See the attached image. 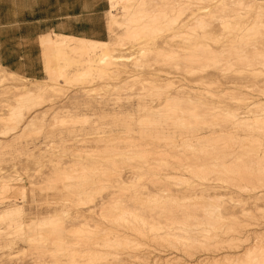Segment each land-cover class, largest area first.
Listing matches in <instances>:
<instances>
[{
	"label": "rangeland",
	"instance_id": "1",
	"mask_svg": "<svg viewBox=\"0 0 264 264\" xmlns=\"http://www.w3.org/2000/svg\"><path fill=\"white\" fill-rule=\"evenodd\" d=\"M141 1H142L141 3L142 5L137 6V8L142 10V14L143 12L145 14L147 11L148 12L146 14H149L151 12L152 7L153 8L157 7L156 9L158 10L160 8L159 10L160 13L165 10L164 12L167 11L166 13L169 16H171V14L172 16H174L173 14L175 11H177L178 13L182 9L183 12L182 11L181 12L183 14L180 12L181 14L179 17L180 18L179 20L181 21L180 26L182 27L175 30V33L177 31L179 32V30H181L179 32L180 34L183 33L182 30H184L185 32L187 29L185 27H189L191 24L190 21L194 19L192 18L191 13H190L191 8L193 9V7L190 8L189 6H195V4L193 3L194 4L193 5L192 3H190L191 5H189L190 0H186L187 2L185 0H176L177 2L175 3H173L175 0L173 1L172 0H158V1L157 0H141ZM196 1L197 0H194V2ZM204 1L205 0H202V1L200 0V3L198 1L196 2L200 4L201 7L204 6V8L203 7L200 8V11L205 12L206 14L204 15L208 16L207 17L208 21L204 19L205 18L204 16L203 19L206 22L204 21L203 23H208L209 20L213 17L214 13H218V11L220 12V10H222L221 9L222 5L225 6L224 8H227V9L229 8L237 9L241 7L242 8L240 9L241 12L246 10V12L249 11L248 12L249 14L247 13L248 16L250 14L253 16V17L249 16L250 19L254 18L255 17L254 15L258 13L257 11L259 10L257 9L263 8L264 10V7L262 6L264 5V2H263L264 0H241L242 2L240 0H236L238 2L240 1L239 3L236 2L235 0H224V1L206 0L205 3ZM225 2L228 4H226ZM183 3L184 4L187 3V6L185 5L187 8H184V10H183V6H184ZM174 4H176L175 6L177 7H174ZM217 4H218V7H217ZM259 4H261V7H258L260 6ZM214 6H216L217 8ZM106 7H107V10L105 11L106 27H105L104 33L101 34V37L95 38V37H88V36H83V35L82 36L77 35V36L97 39V40H107V41L113 38L115 43L113 46L114 49L112 50L111 53H113L114 57H117V58H113L114 59L113 61L115 62L114 65L112 64L113 63L112 61H111L112 63L111 62L107 63L109 61L107 62L105 61V64H104V62L99 61L101 57H99L98 54L99 55L102 54L101 51H99L93 62L94 67L91 70H88V69L83 70V71L88 70L86 72L81 71L83 74L85 73L87 74L89 72L88 74L90 75L85 74L83 76V74L80 73V76L78 75L75 76L73 74L77 71V69H79V68H76V66L74 65L75 63L78 62V59H81V58L79 57L77 53L69 51L68 57L64 59L61 58V56L59 55L58 56L60 58L57 57V55H54V58L52 59L53 61L52 71L54 75H52V77H55V76L56 77L54 79H51L53 81L51 82L50 80L51 75L45 70V67H44V56H43L42 49L39 44V39H38L39 37L34 38L32 41L30 40L23 41L22 39H20V37L22 36L21 35L22 29L19 31L18 29H6V28L0 29V57L3 58V60H0V65L4 67L5 70L12 71L18 74L20 77L22 76V78H24L26 82V85L28 86L34 85V83L36 82H40V83L46 82L47 84L51 85V87L49 85L47 86L48 90L44 93V95H42L40 99L38 98V99H29V100L27 99L26 100L25 98L21 97V95H23L22 94L23 90L14 88V86L9 82H2V83L0 82V119H1L0 120V264H72L70 262L71 259H69L68 257L72 255L73 251L72 250L69 251L70 248H68V245L69 247H73V248L77 247L76 248L77 251L73 252L74 255L76 254L75 255L76 259L74 261L76 262V264H106L104 261L105 259H102L104 257L106 258V260H108L107 263L110 264V262L114 260V258H112L114 256L116 257L118 256L117 258L120 259V262H118L117 260L115 264L116 263L117 264H153V260L163 261L166 259L165 257L168 258V257L175 256V255L177 257H181L183 259L182 261L184 262L194 263L208 256L210 257L213 255H217V257H220L228 253L234 254V253L244 250L245 247H250L251 243L253 244L255 243L258 237V236L256 237V235L262 234V235H259V237L264 235L263 234L264 233V216H263L264 215L263 213L264 212V200L263 199L258 200L255 203L253 199L248 198L246 191L244 192L239 189H236L234 192H228V191L224 192L223 191L220 194L221 198H219L220 200L219 202L221 203L224 202V205L228 206V209L230 207V209L227 211L228 213H232V212L234 213L235 217L233 218H235V220L237 221L238 223L237 225H239V228H240V225L242 228H244V229H241V234L239 235L240 240H238V244H239L238 247L235 246L234 244L228 243L231 236L234 235L233 232L222 236L221 238L222 242L221 241L218 243L215 242V244L212 242L210 244L209 243L207 244L205 242L203 244L195 243L194 245L193 244L182 245V246H179V251H178L176 248L174 247L172 248L171 246H168V244H164V242H162L163 240H161L160 238H157V237L153 238V236L144 237L139 234H132L133 231L131 229L128 230V231L131 230L130 237L134 235V238L136 237V240L137 241L139 240L141 244L130 247V248H121V247L118 248L116 244H112V245H116L117 247L111 245L112 248H110L111 246L109 244V247L108 246L100 247L104 250L99 249L100 245H95L96 243H94V241L102 237L98 235L99 233L97 234L96 232L98 231L99 228L102 229L104 227L106 228V226L108 227L112 226L114 229L117 228L119 230H124V229L126 230V228L119 226L118 222H115L114 220H113L114 222H111L112 219L110 221L107 218H106L107 220L104 218L105 212H106L105 214L110 212L108 215H112L113 213L109 211L111 207L110 208L108 207L109 205L112 206V204H108L106 205L107 207L105 206L104 209L103 208L101 209V207H103L104 205L102 203L103 201L104 203H108L110 199L114 200L116 198H121V199L123 198L122 201L124 203L122 204L124 206L126 204H129V206L126 205V207H136V205L138 207L140 206L142 207L141 203L139 202L135 203L136 201L135 199H133L134 195L141 194V196L143 197L144 195V198H145V197H148V195L146 194L151 193L152 191L156 193L158 192L161 195L165 196V198H167L166 196L168 193L167 189H170L172 187L173 188L172 192L174 189L175 190L178 189L176 187L177 185H175V183L179 181L175 177L177 174L183 175L185 179L190 178L193 181L202 182L200 181L198 177L195 178L194 175H192V173H189V171L188 172L182 171L183 172L182 173L178 171L177 169L179 168L178 164L180 163V162L178 163L177 160L184 159L182 158L183 156V153H181L182 150H177L178 148H182V145L184 144L182 143L183 140H181L182 142L180 141V138H181V135H189L188 134L189 132L182 133L181 131H176L173 133V135H168L165 132V130L162 131V128H161L162 123H160L161 125H159V123H151V124L148 123L147 125L146 123L147 121L145 122V119H144L145 117L142 116V114L143 115L145 114V111L142 110L143 109L142 107H148L150 103L155 105L158 102V99H159L158 96H161L160 98L163 97V94L161 95L160 93H162L164 91L163 89H166V88H163L162 86L164 87H167V86H165L164 84L161 85L159 83L163 82L164 79L165 81H167V79H170L168 76H171V75L173 77L171 79H175L176 81H178L179 79H182V74L186 70L184 67L188 69L190 68L189 66L188 67L185 66V64H187L188 62L191 63L193 60H195V57L198 58V54H203V52L202 53L201 51L197 52L198 50L196 51L195 49H193V51L197 52L196 53L197 56L194 54L195 52L193 54L189 53V55L186 54L187 56L190 57L189 59V57L187 58V56L184 54L183 49L179 48L183 45V43L185 44V42H183L185 40H187L186 41L187 43L190 42L191 45L192 43L193 45L195 43L198 44L197 39L201 36H197L195 38V35H194V37L192 38L190 37L191 39L188 37V39L182 40L181 39L182 37L180 36L179 37L177 36V38L170 36L172 31H167V33L165 34L166 36H164L163 38L157 39L158 42L156 41V43H153L152 42L153 39L150 40L149 38L151 37L147 35V37L149 36V38L147 37H142V38L145 41H148L150 43L145 42L144 40H142V38H140L138 40H142L145 43L142 42L143 43L142 45L140 43L135 44L136 42L133 39L134 36L132 38V35L130 36L128 35L127 32H125L127 30L126 26L125 27L124 25H122L123 27L120 26L122 17H124L123 14H125L120 4H118L116 7L113 8L110 0H106ZM176 8H178L179 10L178 9L176 10ZM194 8L196 9L197 6H195ZM205 8L206 9L208 8V10L204 11L203 9ZM156 9H155V12L157 11ZM171 9L172 10L175 9L174 12L170 11ZM209 9H212V10H209ZM214 10L216 11L214 12ZM198 11H199V7H198ZM112 12L114 15H116L115 18L117 17L116 18L117 21L119 20L118 24L115 23V25H113L114 27L113 32H111V30L109 29L110 24L112 23V17H113ZM158 12H156V14H158ZM221 12L220 14L222 15L223 11ZM177 13L175 15H177ZM208 13L210 16L207 15ZM189 15L191 16V18H189L190 17ZM216 15L220 16L218 13V14H215L214 17ZM242 15L243 16L245 15V11L244 13H242ZM263 17L264 16L262 15L261 19H264ZM213 18L211 20H213ZM215 18L213 20L215 21L214 23L216 24L214 28L215 31L214 29L208 30L207 32L208 34L206 33V36L204 35L205 37L203 38L201 37L204 41H202L201 39L199 43L201 41H202L201 43L206 41L204 44L211 43V46L209 44L208 45L210 46V48H213V50L215 49V51H212V54L211 52L210 53L205 52L204 54L207 53L208 54L206 55L207 57L209 56V54H211L212 57L216 55L217 63L220 62L221 64H225L223 66H225V68L227 69L223 71L227 72L228 75H226L227 77L226 76L222 77L219 74L218 76L219 78L217 76L208 78L206 80V82L208 83H205V85H203L202 87L212 92H217L220 95H222V98L220 97L219 94H218L219 97H214L216 101L220 99L223 100V101L221 100V103H219L218 101L215 104L223 103V104H226L227 107L229 106L230 108L231 107L233 108L235 106L238 107V104L243 103L244 101H247V100L249 101L250 98H247V97H251L252 99H257V100L260 99L262 100L260 102H264V95H262V93L257 90V88L264 89L262 88L264 87V81H262V76L256 75L258 76L257 79L253 77L244 78L243 75L241 74L242 73L241 71H243L244 69L242 67L244 65L242 64L245 63V62L242 63L243 62L242 57L244 55H248V53L254 54L253 50L250 48V52L247 51V54H245L246 51L240 52L238 50L236 51L232 49L230 47L231 45H229L232 43L234 44L233 46L247 47L244 43H239V39L238 40L236 39L238 43L236 41H234L235 43L232 41L227 42L229 43L228 45H226L229 50L227 53L224 47L222 48V51H221L220 45L224 44L223 42L226 38L224 37V35H222L223 32L221 31L222 28L220 27V22L219 21L216 22L217 17ZM161 20L162 19H159L162 25L165 24V22ZM211 20L210 22H212ZM123 21H125V19ZM193 23L197 24L195 22V19L193 20ZM193 23L192 25L194 26L195 24ZM211 25H213V23ZM263 27L264 26H261L260 28H258L260 29L259 31L262 33H264V31H262ZM30 30L32 31L33 29H30ZM252 30L250 31L251 34L252 33L255 34V32H257L256 28ZM47 32H53V31H47ZM68 33H70L69 29H68ZM167 34H170V35L168 36ZM259 34L257 35V37L259 36ZM172 38L177 43L181 40L180 42L182 43V45L180 42H179L180 44L179 43L176 44V42H173ZM194 38H195V41H194ZM259 38L264 41L263 34L262 36H259ZM166 39L169 42L174 43V44L172 43L173 47L172 46L171 47L175 49L177 53L176 52L172 53L169 51L170 44L169 42H167ZM244 39L245 38L241 39L240 41H244ZM251 39L248 38V40H251ZM191 40H193V42H191ZM222 40L223 42L219 43V41H222ZM215 41L217 45H215L214 43ZM146 43L148 44L145 45ZM236 43L238 45H235ZM165 44L166 45L169 44V45L163 46ZM186 44L185 46H189V44L188 45ZM241 44H243V46H241ZM149 45L150 46L156 45V46L150 47ZM191 45L189 46L190 48H191ZM158 46L163 47V48L159 49ZM156 47H158V49H156ZM192 47L194 48L197 46H192ZM165 48L166 50L168 49L169 51L168 53L171 58L169 57L167 51L166 50H165L166 52L164 51ZM178 48L182 52H180ZM143 49L145 51H143ZM216 49H217V53L215 54ZM163 51L164 53H161ZM189 51L191 52V49ZM178 52L180 53V55H178ZM222 53L224 56L222 55ZM140 54L146 56L147 60L144 58V56L143 58H141L142 55ZM182 54L185 55L184 56V58L186 59V60L184 59L185 61H183ZM204 54L202 56H205ZM251 54L248 55L249 58L253 56ZM20 55H23V56L27 55V57L24 60H18L17 58L12 59V57H18ZM190 55L192 56L194 55L193 56L194 59ZM138 56H139V59L137 58ZM238 57H240L241 60L240 58L238 59ZM72 58L74 59L77 58V59L75 61ZM215 59L210 58V60L208 61L207 58L206 59L202 58L201 60H203V62L202 61L201 62L203 63V65H206V64L208 65V63L212 64L214 62L213 60ZM244 59L245 58L243 57V60ZM137 60H141V62L139 63V61L137 62ZM189 60H192V61H189ZM218 60L220 61L218 62ZM96 61L99 64V66H96L95 64ZM134 61L135 63L136 62L137 63L134 64ZM147 61L150 63L151 65V66L149 65L150 67H146L149 64ZM244 61H246V59ZM146 62L148 64L144 65L146 64ZM183 62L185 63L183 64ZM226 62H229L230 65H228L229 63L226 64ZM116 63H118V65H116ZM172 63L175 65L174 67ZM202 63L199 62L197 64V61L196 60L194 61V64L195 65L197 64V66ZM232 63L234 64V67L232 65V68H230L229 70V67H231ZM138 64L139 66H137ZM140 64L144 66L142 67L140 66ZM180 64L182 66L184 65L182 67L184 70L182 69L180 70L179 68ZM60 65H63L64 67L65 66L66 67L60 68L59 67ZM67 66H74V67H67ZM85 66L84 67L80 66V67L81 69L87 68V66L86 67ZM238 66L242 68H239ZM103 67H105L106 69ZM96 68H97V71H96ZM98 68H99V71H98ZM209 68L211 69V67ZM111 69H113L116 72L117 71H120V72L116 73ZM165 70L168 71V73L170 72L172 74L171 75L170 73L168 74ZM57 71L58 72L68 71V72H71L72 74L70 73L69 75L59 76ZM180 71H182L181 75H179L181 73ZM184 73H185V76L187 75L188 77L191 76L189 75L190 73L186 74V71ZM89 76H91L92 78ZM56 78L58 79L56 81L57 83L55 82ZM155 78H157L156 81H155ZM159 78L161 79V82L159 81L158 83V80H160ZM26 79L28 80L26 81ZM88 80L91 83L90 82L88 83L87 82ZM192 80H193V77H192ZM193 81L189 83L190 86L197 87V85L194 83L195 81L194 82ZM85 83H87L88 85ZM80 85H83V86L81 87ZM86 88L87 90L88 88L92 89L91 93H89L90 91H86ZM82 89L83 90L85 89L84 91H86L88 94H86L85 92L81 93L83 91ZM158 89H160V91L162 92H160ZM146 90L147 91L149 90L148 94ZM74 92L76 93V95ZM78 92H80L81 94H79ZM149 94H152V95H149ZM233 94L238 99L236 98L233 99V97L231 96ZM226 95L228 98L226 97ZM139 97H141V99ZM151 99L155 101L152 102ZM227 102L228 103L230 102V104H228ZM231 104L232 105L236 104V105L232 106ZM18 105L20 107H18ZM19 108L23 113V116L21 118H23L24 120L22 119L20 122H18L19 124L18 125L16 118L19 117L17 114ZM197 110L199 112L202 111L201 109H197ZM12 113H13V116L11 117ZM204 113L205 112H202L199 114V115L203 114L204 117L203 116L200 118L198 117V120L200 119V121H202V119L205 118L206 121H208V119L210 121V118H208V114L207 113L204 114ZM74 115H77V116H74ZM86 116H88V118H86ZM212 116L213 115H210V117ZM84 117L86 119H82ZM139 117H141V119L143 117V120H144L143 124L142 122H139V119H140ZM162 118L160 117L159 119H162ZM220 118L222 117L220 116ZM87 119H89L88 122H87ZM213 119H214V116L211 118V120ZM7 120H8V123H6ZM75 120H78V121H75ZM83 120H86V121H83ZM29 121L32 122V124ZM26 122H28V124L30 123L29 124L30 126ZM16 125H18L16 129L14 128V130H12V128L15 127ZM156 125L157 127L158 126L159 127L157 128ZM174 126H176V124H173V127ZM148 127L149 129L151 128L150 131ZM155 127L157 129H155ZM127 129L128 130L130 129V131L128 132ZM112 131H113V134H112ZM122 132H125V133H122ZM97 134H99L100 137ZM125 134L126 136H129V137H131V134H132L135 137V139L134 138L132 139L135 140V142H137L133 144V147H129V150H128L129 152L125 150V148L128 146V142H132V140L130 138V141H127L129 140V138L127 137L126 139ZM91 135L92 136L96 135L98 136V138L104 137L105 140L104 138H102V140L104 141L101 142L96 136L92 137ZM105 136L107 137L110 136V137L107 138ZM122 136H124V138L126 139L125 141H124V138H121ZM171 138L177 139V143L179 142V144L181 143L182 144L180 146L178 145L177 147H173V148L171 145L170 146L168 145V147L170 148L165 147L167 146L165 142H170ZM106 139L107 140L109 139V141H107ZM106 143H107V146L105 145ZM132 143L130 144V146H132ZM135 145L136 146L138 145V146L136 147ZM124 146L125 148L122 149V147ZM118 147H120V149ZM164 147L166 148L168 153L167 151L163 150L165 149ZM131 148H132V151L130 150ZM163 151H165V153ZM155 152L158 154H156ZM155 157L157 158L159 157L160 160L159 161L153 160V159H157ZM163 159H166L165 162L167 161L169 162L165 163ZM137 160L139 162H137ZM144 160H148L149 163L146 164L147 161L145 162ZM156 161L159 163H157ZM160 161L164 164H161ZM150 162L152 164H150ZM137 163L138 164L143 163L144 165L142 164L141 166L138 167ZM119 172L121 173L120 174L121 176L119 175ZM106 177L111 180H108ZM160 177L162 178L165 177L164 178L165 180L168 179L167 180L168 182H166L168 186H166L167 184L164 183L165 180L164 179L162 180V178ZM94 179L95 181H93ZM96 179H98L99 181H97ZM154 182L155 184H153ZM160 182L162 183V187L160 186L161 185ZM214 182H217V181H214ZM243 182L249 183L250 181L248 182L243 181ZM253 182H255L254 184H256L257 180L251 181V184ZM185 183L187 182L184 181L183 184L181 183V185H183L182 188H184ZM163 184H165L166 186L165 188L167 189L164 188ZM179 187L181 186L179 185ZM166 190H167V193H166ZM139 191H141V193ZM175 192L176 191H174L173 193L176 194ZM160 194L158 196H160ZM118 195H121V197ZM178 195H180V197ZM176 196L174 197L177 198L179 202H177L178 200H175V198L171 200L169 197L167 198V200L170 199L169 202L164 199L166 201V203L164 202L165 203L164 206L167 205L166 208L168 206H170V208L174 206L172 209L185 207L187 205L189 206L190 204L189 201L183 198L184 193H182V195L181 193H179ZM181 196H182V200H184L183 202H180L182 201L180 200ZM173 200L175 201L173 202ZM178 203H180V205H178ZM184 203H186L185 206H184ZM9 205L22 206V212L13 211V213H7L8 208H11V207H8ZM159 205L158 207H160ZM161 205H162L161 207L164 208L163 204ZM164 212L167 213V216L173 215V214L170 215L169 211L168 212L160 211L158 213L161 216L166 217L164 216L165 215ZM142 213H143L142 216L144 217L147 214L150 215L149 211H145V212L141 211V214ZM102 214L103 216L101 217L100 215ZM114 214L116 215V213ZM175 214L176 213H174V215ZM76 215L77 216L79 215V216L77 217ZM176 215L178 216L179 214H176ZM17 220L22 221V222L27 221V223H30V227L26 228L24 226V223L22 225H19V227L16 226ZM166 221L168 220L166 219ZM84 223L90 224L91 226L90 228L94 230L92 231L93 233H89L87 231L88 228L84 227L83 225ZM258 223H261V224H258ZM82 226L84 228H82L80 231L79 227L81 228ZM83 229H85L87 233L85 230H84V233H82ZM255 231L257 234H254ZM98 232H100V234L102 235V233L104 232V229ZM84 234L87 236H85ZM237 234L238 233L236 232L235 235ZM78 238L80 242H77L73 246H71V244L69 243L70 239H75L77 241ZM87 238H88V241H89V238L93 239L94 240V241L92 240L93 243L90 242L91 240L89 242L86 241ZM81 239H83L82 240L83 244L81 246L80 245L78 246L77 244L82 242ZM84 240L86 241V243ZM230 245H232V247ZM83 246L84 247L88 246L86 248L91 249V251L92 250L93 251L91 252L88 249L85 250ZM93 246L95 249L98 248L100 251L98 253L97 251H94L95 249L93 248ZM115 247H116V250H115ZM117 248L119 249V252L122 254L118 252ZM122 249H123L124 254L122 252ZM84 250L86 252L90 251V253L89 252L86 253ZM113 251H116V252H113ZM117 252L118 254H114ZM95 256H99L100 258L95 259ZM125 258H128V260H125ZM149 258H150V261H148ZM153 258H156V259H153ZM121 259H123V262ZM210 261L211 259L209 260V262L208 260L207 261L205 260L204 262H199V264H213L212 261L211 262ZM220 264H227V262L221 261Z\"/></svg>",
	"mask_w": 264,
	"mask_h": 264
},
{
	"label": "bare ground",
	"instance_id": "2",
	"mask_svg": "<svg viewBox=\"0 0 264 264\" xmlns=\"http://www.w3.org/2000/svg\"><path fill=\"white\" fill-rule=\"evenodd\" d=\"M197 1L200 3V0H197ZM205 1H204V3H205ZM209 1H211V0H209ZM222 1H224V0H222ZM110 2H111V5H112L113 8L116 7L118 4H120L121 8H123V10L125 12V14H123V15H124L125 18L122 17V21L124 19H125V21H123V22L121 21L120 22V26H122V25H124V27L126 26L127 30L125 32H127L128 35H130V36L132 35V38L134 36L133 39L136 42L135 44L140 43L141 45L143 44L142 42L145 41L142 37H147V35H149L151 38H149V36L147 38H149L150 40L153 39L152 42L156 43L157 39L163 38L164 36H166L165 34L167 33V31H172V33L170 32L171 35L167 34L168 36L170 35V36H173L175 38H177V36L178 37L180 36V37H182L181 38L182 40L188 39V37L192 38V37H194V35H195V38L197 36H201L203 38V37L206 36V33L208 32V30L215 28L216 24L214 23L215 21H213V20H214L215 17H217V21L216 22H218V21L220 22V27L222 28V30L221 29L220 30L223 32V34L222 33L221 34L224 35V37L226 38L225 39L226 41L224 40V42H223V40L219 41V43L220 42L224 43L223 45L222 44L220 45L221 46V51H222V48L224 47L226 49V53H227L229 51L227 46H226V45L229 44L227 42L228 41L229 42H231V41L234 42V41H236V39L237 40L239 39V43H244L247 47H244L243 44H241V46H243V47L233 46L234 44L232 43V44H229V45H231L230 47L232 49H234L236 51L238 50L240 52L241 51H246L245 54H247V51L250 52V48H251L253 50V53H254V54L248 53V55H250V54L253 55V56H251V58H249L248 55H244V56L242 55L246 59V61H244L245 59L243 60V57H242V61H243L242 63H244V62L245 63L242 64V65H244V66H242L244 69H243V71H241L242 72L241 74L243 75L244 78H252L253 77V78H256V79L258 77L256 75H259V76H262V81H264V41L259 38V36H262V34L264 35V33L260 32L259 31L260 29H258L261 26H264V19H261L262 15L264 16L263 8L257 9V10H259V11H257L258 13L255 14V15L253 14L255 17L250 19L249 16H252V15L250 14L248 16V14H249L248 12L249 11L246 12V10H244L245 11V15L243 16L242 13H244V11L243 12L240 11V9H242L241 7L237 8V9L236 8L227 9V8H224L225 6L222 5V8H221L222 10H220V12L223 11L222 15L218 11L220 16L216 15L214 17V15L218 14V13H214L213 14V12H212L214 18L212 17L213 20H211L212 18L210 19L212 22H210V20H209V22L211 24L213 23V25H211L209 22L208 23H203L205 21L204 19H206V21H208L207 20L208 16L204 15L206 13L203 12V11H200V8H202V7L204 8V6L201 7L200 4L194 2V0H190L189 1V5H191L190 3H192V4L194 3L195 6H197L196 9L194 8L195 6H189L190 8L193 7V9L191 8V12L190 13H191L192 18L195 19V22L197 24L193 23L194 19L193 20L191 19L192 20V21H190L191 24L189 23L190 26L188 24L189 27H185V28H187L186 31L184 32V30H182L183 33L181 32L182 34H180L179 32L181 30H179V32L177 31L176 33H175V30H177V29L182 27V26H180L181 21L179 20L180 19L179 18L180 14L183 12L182 9L178 13H177V11H175L177 13V15H175L176 14L174 12L175 9L174 10L171 9L170 11L174 12V14H173L174 16H172V14H171V16H169L166 13L167 11L164 12L165 10L164 11L161 10L162 12L160 13V11H159L160 8L158 10V9H156L157 7H155V8L152 7L151 12L149 14H146L148 11L145 14H144V12L142 14V10L137 8V6L142 5L141 4L142 3L141 0H110ZM175 2H177V1L175 0L173 3H175ZM236 2H238V1H236ZM153 3H154V1H153ZM226 4H228V3H226ZM175 5L176 4H174V7H177ZM183 5H184L183 6V10H184V8H187L186 7L187 3H185V4L183 3ZM257 5H258V3H257ZM259 5L260 6H258V7H261V4H259ZM181 6H182V4H181ZM262 6L264 7V5H262ZM198 7H199V11L200 12L198 11ZM214 7H216V6H214ZM214 7H213V9H214ZM217 7H218V4H217ZM155 9L157 10L156 12L159 11L158 12V14L160 13L159 15L156 14ZM177 9L178 8H176V10ZM187 10H189V9H187ZM203 10L204 11L208 10V8L207 9L205 8ZM209 10H212V9H209ZM215 11L216 10H214V12ZM238 11H240V12H238ZM112 14H113V12H112ZM207 15H209V13ZM115 16L116 15L113 14L112 23L110 24V28L109 29L111 30V32L114 31L113 25H115V23L118 24V21H119V20L117 21V19H116L117 17L115 18ZM191 16L189 18H191ZM204 16H205V18H204ZM159 19H162L161 21H164L165 24L162 25V23L159 21ZM192 23L195 24V25L193 26ZM117 24H116V26H117ZM186 26H187V24H186ZM255 28L257 29L256 30L257 32H255V34H253V33L251 34L250 31L252 29H255ZM214 31H215V29H214ZM262 31H264V27L262 28ZM257 33L258 34L260 33L258 37H257V35H258ZM201 37H199L200 39L198 38L199 40L197 39L199 45L197 43H195V42L194 43L196 45L195 44L193 45V43L191 45L190 42H188V43L186 42L187 40L183 41V42H185V44L187 43L186 45H188V44H189V46L191 45V48H190L189 46H185L184 43H183V45H184L183 46L182 43L180 42L181 41L180 40L179 42L181 43L182 46L180 45L181 47H179V46L178 47L180 49L181 48L183 49V52H184L185 55L186 54L189 55V53L193 54L195 52V51H193V49H195L196 51L198 50L197 52L201 51V53L203 52V54L205 52H208V53L211 52V54H212V51H215V49L213 50V48H210L211 43H208L210 46L207 43L204 44L206 41L201 43L202 41H204ZM218 37H219V35H218ZM224 37H223V39H224ZM140 38H142V40H144V41L138 40ZM195 38H194V41H195ZM243 38H245L244 41H240ZM248 38H250V39L253 38V39L248 40ZM255 38L256 39L258 38L259 40L258 39L256 40ZM201 39H202V41L199 43V41ZM172 40H173V38H172ZM216 41H218V40H216ZM216 41L214 42L215 45H217ZM145 42H148V41H145ZM167 42H169V41L167 40ZM173 42H176V41L173 40ZM191 42H193V40H191ZM236 42L238 43V41H236ZM114 43H115V41L113 40V38H111V39H109L107 41V40H97V39L83 38V37H78V36H73V35H65V34H54V35L44 34V35L40 36V38H39V44H40V47L42 49V53H43V56H44V67H45V70L51 75L50 76V80L54 79L56 77V76L52 77V75H54V73L52 71V68H53L52 67L53 66L52 65V62H53L52 59L54 58V55H57V57L61 56V58L64 59V58L68 57V52L69 51L77 53L81 59H78V62L75 63V65L73 64L74 66H76V68H79L73 74L75 76H77V75L80 76V73L83 74L81 71H83L85 69L91 70L94 67V63L93 62H94V59H95V57H96V55L98 54L99 51H101V53H102V54H100L101 56L98 54V56L101 57L100 60H99L100 62H104V64H105V61L106 62L109 61L107 63H110L112 61L113 63L112 62L111 63L114 65L115 62L113 61L114 60L113 58H117V57H114L113 53H111L112 50L114 49V47H113ZM148 43H150V42H148ZM148 43H146L145 45H147ZM172 43L169 42L170 45L167 44L170 47L169 51L172 52V53H175V52L177 53V51H175V49L172 48L173 47ZM178 43L176 42V44H178ZM237 43L235 45H238ZM167 45L165 44L163 46H167ZM152 46H150V47H152ZM155 46H153V47H155ZM192 46H197V47L193 48ZM158 47H156V49H158ZM160 48H163V47H159V49ZM166 48H168V47H166ZM166 48L164 49V51L166 50ZM179 48H178V50L180 51ZM247 48H249V49H247ZM190 49H191V52L189 51ZM217 49H219V48H217ZM217 49H216L215 54L217 53ZM252 50H251V52H252ZM143 51H145V50L143 49ZM164 51L161 52V53H164ZM166 51H167V53L169 52L168 49ZM180 52H182V51H180ZM197 52H195L194 54L196 55ZM167 53H166V55H167ZM223 53H222V55H223ZM203 54H198V58L195 57V60L197 61V64L199 62L200 63L203 62V60H201L202 58H205V59L207 58L208 61L210 60V58H212V59L216 58V59L213 60L214 62L212 64L208 63V65L207 64L203 65V63H202V64H199L198 66H197V64L196 65L194 64L195 60H193V61L189 60V61H192V62L191 63L188 62L190 65L187 63V64H185V66H187V67L189 66L190 70L188 68L184 67L186 69L185 70L186 74L190 73L189 75H191V76L194 75L192 77H193V80L195 82L192 80L191 76H190L191 78L188 77V75L185 76V73H184L185 71L183 72V74H182V71H180L181 73L179 75L182 74V79H179L178 81H176L175 79H171V78H173L172 75H171L172 73L169 72L171 76H168V77L170 79H167V81H165V79L163 81V79H162V81L164 83L161 82L160 78H159L160 80H158V83H159V81L161 82L159 84H161V85L164 84L165 86H167V87L162 86L163 88H166V89H163L164 90L163 92L160 91L161 88L158 89L160 92H162L160 94L161 95L163 94V97L160 98L161 96H158L159 99H158L157 104H155V105L150 103L148 105V107H142L143 108L142 110L145 111V114L144 115L142 114V116L145 117L144 119H145V122L147 121L146 122L147 125H148V123L149 124H151V123H159V125H161L160 123H162V125H161L162 131L165 130V132L168 135H173V133L176 132V131H181L182 133L183 132H189L188 133L189 135H181L180 141L183 140V142L182 141L181 142L184 143L183 144L184 146L182 145V148H178V149L176 148L177 150H182L181 153H183V156H184V157L182 156V158H184V159L177 160L178 163L180 162L178 164L179 168H177V169L180 172H182V171H187L188 172L189 171V173H192V175H194L195 178L198 177L200 179V181H202V182H196V181L191 180L190 178L185 179L183 177V175H178L177 174L175 177L180 182L179 181H177V182L175 181L176 182L175 185H177L176 187L178 189L177 190H175V189L173 190V192L176 191L175 192L176 194H174L172 192V189H173L172 187L170 188L171 190L165 188L166 186H168V184L166 183V182H168L167 181L168 179L165 180L164 179L165 177L164 178L160 177V178H162V180L164 179L165 180L164 183L167 184L166 186H165V184H163L164 188L168 190V193H167V190H166L167 198L170 197V199L172 200V199L175 198L174 196H176L177 194L181 193V195H182V193H184L183 198H185V200L187 199L190 204H189V206L188 205L185 206L186 203H184L185 207H180V208L172 209L174 206L172 208H170V206H168L169 208L167 207L168 208L167 209L166 208L167 205L164 206V204L166 203L165 200H167V198H165V196L161 195L158 192H157L158 193L157 194L156 192H152V191H151V193L146 194V195H148V197H145V198H144V195H143V197L141 196V194H140L141 191H139L140 195H134L133 199H135V201H136L135 203H137V202L141 203L142 207L140 205H139L140 207H138L136 204H135L136 207H126V205L129 206V204H126L124 206L122 204V203H124L122 201L123 198L122 199L121 198H116L114 200L110 199V201L108 203H104V201L103 202L100 201V202H102L104 204L103 207H101V209L102 208L104 209V207L106 205H108V204H112V206H110V205L108 206L109 208L111 207V209H109V208L108 209L113 214L112 215H108L110 212L107 213V214H105L106 213L105 212L104 213V218L105 219L107 218L110 221L112 219L111 222H114V221L118 222V225L123 227V228H126V230L125 229L124 230H119L117 228H116L117 229L116 230L112 226L111 227L110 226L109 227L106 226V228L104 227L102 229L99 228L100 230L97 228L98 231H101V230L104 229V232L102 233V235L100 234V232L96 231L97 234L99 233L98 235H100L102 237L100 239H96L95 241L93 240L94 237H93V239L89 238V241L91 240L90 242H92V243L94 241V243H96L95 245H100L99 249H102V248H100L102 246H108L109 247V244H110V246L112 244H116L118 246V248L119 247H121V248H130V247L137 246V245L141 244V242H139V240L138 241L136 240V237L134 238V235L133 236L131 235L134 239L132 237H130V234H131L130 231L131 230L134 232V233L132 232V234H139V235L144 236V237L153 236V238L154 237L160 238L161 240H163L162 242H164V244H168V246H171L172 248L174 247L178 251H179V246H182V245H189V244L190 245L191 244L194 245L195 243L203 244L205 242L207 244L208 243L210 244L211 242L215 244V242H217V243L220 242V241L222 242V239H221L222 236H224L226 234H230L231 232H233L234 235L231 236V238L229 239L228 243L234 244L235 246L238 247L239 246L238 240H240L239 239L240 238L239 235L241 234V229H244V228H242L241 225H240V228H239V225H237L238 224L237 221L235 220V218H233V217H235L233 212L232 213H228L227 210H229L230 207L228 209V206H225L224 202H222V203L219 202L220 201L219 198H221L220 194L223 191L224 192H227V191L228 192H234L236 189H239V190L244 191V192L246 191V193L248 195V198L253 199L255 201V203L258 200H262V199L264 200V102H260V101H262L260 99L257 100V99H252L251 97H247V98H250V100L249 101L248 100L244 101L243 103H240V104L237 103L238 107L235 106L233 108L232 107L230 108L229 106L227 107L226 104H223V103L219 104V103H221L222 99L216 101L214 97H219L220 94L217 93V92H212V91H210L208 89H205L202 86L205 85V83H208V82H206V80L208 78H212L213 76H217L218 77L219 74L222 77L228 75L227 72L223 71V70H225L227 68H225V66H223L225 64H221L219 62L220 60H218L219 63H217L216 55L212 57L211 54H209V56L207 57L206 56V55H208L207 53L204 54L205 56H202ZM220 54H221V52H220ZM140 55H142V54H140ZM168 55H169V53H168ZM173 55H175V54H173ZM178 55H180L179 52H178ZM185 55H183V61L186 60L184 58ZM227 55H229V54H227ZM139 56L137 57L138 59H139ZM143 56L144 55H142L141 58H143ZM190 56L194 59V57H193L194 55L193 56L190 55ZM82 57H84V58H82ZM169 57H170V55H169ZM188 57L189 56H187V58ZM144 58L146 59L147 57L144 56ZM225 58H226V56H225ZM239 58L240 57H238V59ZM69 59H71V58H69ZM72 59H74V58H72ZM76 59H74V60L76 61ZM189 59H190V57H189ZM163 60H165V59H163ZM240 60H241V58H240ZM138 61H139V63L141 62V60H137V62ZM205 61H207V60H205ZM147 62H146V64H144V63L143 64L147 65L149 63V62L148 63ZM71 63H72V61H71ZM107 63H106V65H107ZM136 63L134 61V64H136ZM184 63L185 62H183V64ZM227 63H229V62H226V64ZM85 64H86L87 68H82L81 69L80 66L84 67ZM95 64H96V66H99L97 61H96ZM174 64H175V62H174ZM174 64H173V67L175 66ZM109 65H111V64H109ZM116 65H118V63H116ZM144 65L140 64V66H142V67ZM149 65H150V63L146 67H150L151 66V65L150 66ZM228 65H230V63ZM232 65L234 67V64L232 63L231 67H229V70H230V68H232ZM240 65H241V63H240ZM74 66H67V67H74ZM137 66H139V64ZM183 66L180 64V66H179L180 70L181 69L184 70L182 68ZM59 67L63 68L64 66L60 65ZM116 67H118V66H116ZM209 67H211V69ZM242 67H239V68H242ZM99 68H101V67H99ZM99 68H98V71H99ZM103 68H105V67H103ZM88 70H86V71H88ZM111 70H113V69H111ZM86 71H83V72H86ZM96 71H97V68H96ZM100 71H101V69H100ZM77 72H79V73H77ZM114 72H116V71H114ZM114 72H112V73H114ZM118 72H120V71H117L116 73H118ZM166 72L168 73V71H166ZM70 73L71 72H68V71H59L58 72L59 76L69 75ZM88 73L87 74L85 73V74L86 75H90ZM85 74H83V76ZM152 75H154V74H152ZM89 77H91V76H89ZM217 77H215V78H217ZM156 79L157 78H155V81H156ZM27 80L28 79H26V81ZM57 80L58 79L56 78L55 82ZM89 80L87 81L88 83L90 82ZM191 81H193L197 85V87L190 86L189 83ZM0 82L1 83L2 82H9V83H11L14 86V88L23 90V93H22L23 95H21V97L25 98L26 100L27 99L28 100L29 99H38V98L40 99L42 97V95H44V93L48 90L47 86L49 85L46 82L45 83L44 82H41V83L40 82H36V83H34V85L30 84L31 86H28V85H26V82H25L24 78H22V76L20 77L18 74L14 73L12 71L5 70L4 67H2L1 65H0ZM51 82H53V81L51 80ZM155 83H157V82H155ZM85 84H87V83H85ZM49 86L51 87V85H49ZM80 86L82 87L83 85H80ZM84 87H86V86H84ZM262 88H264V87H262ZM89 89L90 88H88V90H87V88H86V91H90L89 93H91L92 89H90V90ZM84 90L81 93L85 92L86 94H88ZM257 90L260 91L262 93V95H264V89L257 88ZM148 91H147V94H148ZM78 93L81 94L80 92H78ZM155 93H156V91H155ZM157 93H159V92H157ZM160 94H158V95H160ZM226 94H227V92H226ZM75 95H76V93H75ZM90 95H92V94H90ZM149 95H152V94H149ZM84 96H85V94H84ZM231 96L233 97V99L236 98V96H234V94L231 95ZM152 97H154V96H152ZM220 97L222 98V95H220ZM226 97H227V95H226ZM229 97H230V95H229ZM139 98L141 99V97H139ZM225 98H223V99H225ZM236 99H238V98H236ZM151 100H152V102L155 101V100L153 101V99H151ZM230 100H231V98H230ZM218 101H219V103L215 104ZM50 103H52V102H50ZM228 104H230V102ZM234 105H236V104H234ZM234 105H232V106H234ZM18 107H20V106L18 105ZM197 109H201L202 111L199 112ZM202 112H205L204 114H206V113L208 114V118H210V121H209V119H208V121H206L205 118H203L204 120L202 119V121H200V119L198 120V117L199 118L202 117V116L204 117L203 114L199 115ZM13 113L11 114V117L13 116ZM33 113H34V111H33ZM17 114L19 116V117L16 118L17 119V124H18V122H20L23 119V118H21L23 116V113L20 110V108H19ZM85 114H87V113H85ZM209 114L214 116L213 120H211V118L213 116L210 117ZM31 116H33V115H31ZM74 116H77V115H74ZM220 116L222 118H220ZM160 117L161 118L163 117L164 119L163 118H162L163 120L159 119ZM205 117H206V115H205ZM218 117H219V119H218ZM86 118H88V116H86ZM86 118L84 117L82 119H86ZM139 118L141 119V117H139ZM140 119H139V122H142V124H143V122H144L143 117H142L141 120ZM8 120H7L6 123H8ZM75 121H78V120H75ZM83 121H86V120H83ZM88 121H89V119H87V122ZM26 123L28 124V122H26ZM30 123L32 124V122H30ZM27 124H26V126H27ZM173 124H176V126L173 127ZM18 125L13 127L12 130H14V128L16 129V127ZM157 125H156V127H157ZM149 127H148V129H149ZM156 127H155V129H157L159 126L157 128ZM24 128H25V126H24ZM146 128H147V126H146ZM150 129H149V131H150ZM129 131H130V129L128 130V132ZM165 132H164V134H165ZM122 133H125V132H122ZM99 134H97V135L99 136ZM112 134H113V131H112ZM156 134H158V133H156ZM98 136H96V137L98 138ZM120 136H121V134H120ZM85 137H87V136H85ZM105 137H107V136H105ZM108 137H110V136H108ZM127 137L129 138V140H127V141H130V138H131L133 143L132 142H128V146L126 147L127 149L125 148L126 145L124 147H122V149L125 148V150L128 151L129 147H133V144L137 143V142H135V140L132 139V138L135 139V137L132 134H131V137L126 136V134H125V138L126 139H127ZM166 137H168V136H166ZM97 138H96V140H97ZM102 138H104V137H102ZM102 138H98V139L102 142V141L105 140V138H104V140H102ZM121 138H124V136H122ZM125 138H124V141L126 140ZM107 141H109V139ZM131 143H132V146H130ZM165 143L167 145L165 147H168V145L169 146L171 145L172 148L173 147H177L178 145L180 146L182 144V143L179 144V142L177 143V139H174V138L173 139L171 138L170 142H165ZM105 145L107 146V143ZM118 148L120 149V147H118ZM168 148H170V147H168ZM130 150L132 151V148ZM163 150L167 151L166 148L163 149ZM138 151H140V150H138ZM165 151H163V152L165 153ZM149 152H147V153H149ZM167 153H168V151H167ZM156 154H158V153H156ZM155 158H157V157H155ZM153 160L159 161L160 159L158 157L157 159H153ZM163 160L165 162L166 159H163ZM144 161L145 162L147 161L146 164L149 163L148 160H144ZM161 161H162V159H161ZM137 162H139V161L137 160ZM156 162H154V163H156ZM168 162L169 161H167L165 163H168ZM157 163H159V162H157ZM139 164L137 165L138 167L141 166L143 163H139ZM150 164H152V163L150 162ZM161 164H164V163L161 162ZM120 174L121 173L119 172V175ZM136 176H138V175H136ZM107 177H109V176H107ZM180 178L183 179V180H181ZM98 179H96V180L99 181ZM107 179L111 180L109 178H107ZM253 180H257V183L254 184L255 182H253L251 184V181H253ZM93 181H95V179ZM184 181H186L187 183H185L184 184V188H182L183 185H181V183L183 184ZM214 181H217V182H214ZM243 181H245V182L250 181V182L249 183H244ZM153 184H155V182ZM179 185L181 187H179ZM160 186L162 187V183H161ZM179 188H181V189H179ZM177 192H179V193H177ZM236 193H237V191H236ZM137 194H138V192H137ZM159 194H160V196H158ZM118 196L121 197V195H118ZM178 196L180 197V195H178ZM130 197H132V196H130ZM127 198H128V196H127ZM169 200H167V201L169 202ZM175 200H178V199L175 198ZM175 200H173V202ZM180 200H182V196H181ZM183 201L184 200H182L180 202H183ZM177 202H179V200ZM159 203H160V205H159ZM161 204H163L164 208L161 207L162 206ZM158 205L160 207H158ZM178 205H180V203H178ZM8 207H11V208H8L7 213H13V211H15V212H20L21 211L22 212V206H20V205L19 206L18 205H9ZM87 209H88V207H87ZM114 211H116V212H114ZM141 211L142 212L143 211L144 212L145 211H149L150 215L147 214L148 217H147V215L144 217V216H142L143 213L141 214ZM160 211L161 212H163V211H167L168 212L169 211V214L170 215L173 214V215L167 216V213L164 212L165 215L164 214L163 215L166 216V217H163V216H161L158 213ZM171 212H173V213H171ZM114 213H116V215ZM174 213L179 214V215L177 216L175 214L176 215L175 216ZM79 215H81V214H79ZM242 215H243V213H242ZM100 216L102 217L103 214L100 215ZM164 219H165V221L167 219L169 222L168 221L165 222ZM23 223H24V226L26 228L30 227V223H27V221L22 222V221H19V220H17V225L16 226L19 227V225H22ZM103 224H105V223H103ZM258 224H261V223H258ZM83 225H84V227L88 228L87 231L89 233H93L92 231H94V230L90 228L91 226H90L89 223H84ZM112 225H113V223H112ZM253 225H255V224H253ZM84 227L83 226L81 228L79 227L80 231ZM114 227H115V225H114ZM129 229H131V230L128 231ZM71 230H73V229H71ZM84 230L85 229H83L82 233H84ZM87 231H86V233H87ZM236 232L238 233L237 235H235ZM254 234H257L256 231L254 232ZM249 235H250V233H249ZM259 235H262V234H258V235H256V237L257 236L259 237ZM85 236H87V235H85ZM136 236H138V235H136ZM258 237H257L256 241L254 239L255 243L254 244L251 243L250 247H245L244 250H242L240 252H237V253H234V254L233 253L232 254L228 253V254L222 255L220 257H217V255H213V256H210V257L208 256V257L202 258V259H200V260H198V261H196L194 263L184 262V261H182L183 259L181 257H177L175 255V256L168 257V258L165 257L166 259L164 258L165 260H163V261L153 260V264H199V262H204L205 260L206 261L208 260V262H209L210 259H211L213 264H220L221 261H226L227 264H264V235L260 236L259 238ZM82 240L83 239H81V241ZM86 241H88V238H87ZM86 241H85V243H86ZM77 242H80L79 238H78L77 241L75 239H70V241H69L71 246H73ZM82 244H83V241L81 243H78L77 245L81 246ZM116 245H112V246H116ZM112 246L110 248H112ZM230 246L232 247V245H230ZM86 247H88V246H86ZM86 247H84L85 250L88 249ZM116 247H115V250H116ZM68 248H70L69 251H71V250L73 252L77 251L76 250L77 247L73 248V247H69V245H68ZM93 248H94V246H93ZM99 249L96 248L94 251H97V253H98L100 251ZM88 250L91 251V249H88ZM102 250H104V249H102ZM90 251H87V252L90 253ZM73 252H72V255L69 256L68 258L71 259L70 262L72 264H76V262H74L75 259H76V257H75L76 254L74 255ZM113 252H116V251H113ZM118 252H119V249H118ZM118 252L114 253V254H118ZM122 252H123V249H122ZM120 254H122V253H120ZM123 254H124V252H123ZM102 257H104V256H102ZM117 257L116 256L112 257V258H114V260L111 261L110 264H113V263L115 264V262H117V260H118V262H120V259H118ZM99 258H100L99 256H95V259H99ZM102 259H105L104 260L105 263L109 264V263H107L108 260H106L105 257L102 258ZM153 259H156V258H153ZM121 260L123 262V259H121ZM125 260H128V258H125ZM151 260H152V258H151ZM148 261H150V258L148 259ZM100 263H102V262H100Z\"/></svg>",
	"mask_w": 264,
	"mask_h": 264
},
{
	"label": "crops",
	"instance_id": "3",
	"mask_svg": "<svg viewBox=\"0 0 264 264\" xmlns=\"http://www.w3.org/2000/svg\"><path fill=\"white\" fill-rule=\"evenodd\" d=\"M106 10V0H0V29H22L23 41L44 34L100 38L106 27Z\"/></svg>",
	"mask_w": 264,
	"mask_h": 264
}]
</instances>
